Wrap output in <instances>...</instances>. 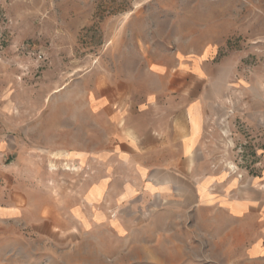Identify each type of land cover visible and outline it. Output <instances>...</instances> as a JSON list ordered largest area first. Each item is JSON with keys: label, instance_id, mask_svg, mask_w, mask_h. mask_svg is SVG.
<instances>
[{"label": "rangeland", "instance_id": "1", "mask_svg": "<svg viewBox=\"0 0 264 264\" xmlns=\"http://www.w3.org/2000/svg\"><path fill=\"white\" fill-rule=\"evenodd\" d=\"M0 264H264V0H0Z\"/></svg>", "mask_w": 264, "mask_h": 264}, {"label": "crops", "instance_id": "2", "mask_svg": "<svg viewBox=\"0 0 264 264\" xmlns=\"http://www.w3.org/2000/svg\"><path fill=\"white\" fill-rule=\"evenodd\" d=\"M173 120V119H172ZM184 117L176 119V121L172 122V129L170 132H165V130L159 128L156 130L155 133V142L158 143L161 139H166L167 142H170L172 147L171 150L175 151L174 156H166V157H155V164L156 165H187V158H188V146H189V137H190V125L193 124L189 121V114L186 111V124L184 123ZM195 124V123H194ZM186 126V127H184ZM192 126V125H191ZM192 128V127H191ZM227 130H222L223 135H228ZM169 134V135H168ZM159 136V137H158ZM152 142V141H151ZM221 175H217L216 177H211V175L204 176L199 182H202V185L196 191V201L197 203L201 204L204 201L210 200V195H214L217 198L226 197L227 195L222 193L225 191L224 179L220 178ZM167 177V176H165ZM183 178V176L181 175ZM180 178V179H182ZM150 182L149 187L152 188V191L155 194H164L166 195V186H164L165 182L163 179L158 178L157 174L150 176V178L146 179ZM173 188V187H172ZM214 197V198H216ZM218 201L222 202V208L226 209L230 214L237 215V214H245L249 212L251 209V205L249 203L240 201L234 202L229 199L220 198ZM6 212L13 213V209H7Z\"/></svg>", "mask_w": 264, "mask_h": 264}]
</instances>
